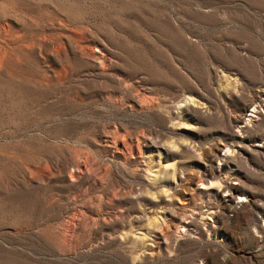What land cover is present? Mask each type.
Wrapping results in <instances>:
<instances>
[{
  "label": "rangeland",
  "instance_id": "374dc122",
  "mask_svg": "<svg viewBox=\"0 0 264 264\" xmlns=\"http://www.w3.org/2000/svg\"><path fill=\"white\" fill-rule=\"evenodd\" d=\"M0 264H264V0H0Z\"/></svg>",
  "mask_w": 264,
  "mask_h": 264
},
{
  "label": "built area",
  "instance_id": "2783aa9c",
  "mask_svg": "<svg viewBox=\"0 0 264 264\" xmlns=\"http://www.w3.org/2000/svg\"><path fill=\"white\" fill-rule=\"evenodd\" d=\"M241 200H244V198H242ZM239 202H240V200H238V198H236L233 200L232 205L234 206V205L238 204ZM230 215H232V213H230Z\"/></svg>",
  "mask_w": 264,
  "mask_h": 264
}]
</instances>
